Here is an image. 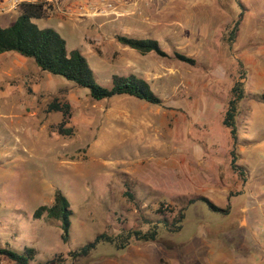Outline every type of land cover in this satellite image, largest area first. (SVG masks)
I'll list each match as a JSON object with an SVG mask.
<instances>
[{
	"label": "rangeland",
	"instance_id": "obj_1",
	"mask_svg": "<svg viewBox=\"0 0 264 264\" xmlns=\"http://www.w3.org/2000/svg\"><path fill=\"white\" fill-rule=\"evenodd\" d=\"M114 2L119 15L75 17L58 10L54 15L62 18L60 24L53 19L36 22L58 30L69 50L80 49L99 83L110 85L114 73H134L151 84L164 105L131 95L94 100L87 88L43 71L32 59L16 52L0 54L2 241L18 250L25 244L35 247L38 253L31 264L56 255L70 264H190L223 246L221 234L238 230L235 220L244 215L246 205L251 215H260L249 226L253 238L246 244L251 257L260 260L264 100L257 95L264 94V0ZM241 12L230 46L227 33ZM16 18L0 15V25ZM118 33L157 39L165 54L123 45L115 37ZM176 53L197 62L184 61ZM239 60L247 70L248 97L237 116L234 144L223 118L239 76ZM54 97L71 102L68 125L73 135L51 128L62 119L60 112H46ZM233 149L239 153L240 169L248 170L246 181L231 166ZM57 188L69 197L73 210L68 241L60 221L33 218L38 206L54 201ZM132 189L138 205L125 193ZM200 195L220 207L234 205V219L199 200L188 208L179 232L162 230L157 241H136L125 249L101 242L88 255L69 257L70 250L100 232H116L122 224L139 227L140 207L147 209L148 203L178 205ZM251 200L257 201L251 205ZM0 264L15 262L0 258Z\"/></svg>",
	"mask_w": 264,
	"mask_h": 264
},
{
	"label": "trees",
	"instance_id": "obj_2",
	"mask_svg": "<svg viewBox=\"0 0 264 264\" xmlns=\"http://www.w3.org/2000/svg\"><path fill=\"white\" fill-rule=\"evenodd\" d=\"M21 11L17 18L7 26L0 25V54L16 52L26 58L32 59L43 71L60 75L72 81L77 87L87 88L94 100H105L122 95H131L152 105H164V98L156 93L151 84L143 77L134 73H114L110 85L99 83L95 77V71L90 64L88 57L78 48L68 49L67 40L53 27H40L36 20L46 19L53 11V6L45 2L23 1L20 4ZM243 12L234 21L233 26L228 30L227 40L232 46L236 40L237 33L243 18ZM116 39L123 45L136 49L141 53L156 52L165 54L159 40L150 37H136L127 34H116ZM176 55L187 62L196 64V60L182 53ZM239 76L230 89V97L227 109L223 118V125L229 129L234 144L238 141L237 116L240 113L242 101L248 97L245 88L247 70L243 61L239 60ZM264 100V94L257 95ZM46 112H60L62 119L51 128L61 135H73L74 128L69 126L72 116V105L67 99L54 97L47 105ZM231 166L239 174L247 178V168L240 169L237 163L239 153L231 151ZM126 195L136 205L139 204L135 190H127ZM199 200H203L211 209L229 212V207H220L210 202L206 197L194 196L172 205L165 200L148 203L149 208L140 207V226L133 227L122 224L116 232L103 231L85 244L74 247L69 252L71 260L80 256L88 255L99 243L107 242L117 249H125L136 241L154 242L160 237L162 230L179 232L187 217L188 208ZM1 206V203H0ZM71 201L60 189L55 191L54 201L51 204H42L33 212L34 219L47 216L49 219L58 220L63 228L62 237L65 241L70 238L72 226ZM121 220V218H120ZM22 250L12 247L8 242H3L0 237V258H7L15 264H31L37 256V249L25 244ZM40 264H70L61 256L56 255Z\"/></svg>",
	"mask_w": 264,
	"mask_h": 264
},
{
	"label": "crops",
	"instance_id": "obj_3",
	"mask_svg": "<svg viewBox=\"0 0 264 264\" xmlns=\"http://www.w3.org/2000/svg\"><path fill=\"white\" fill-rule=\"evenodd\" d=\"M82 1V0H81ZM114 1V0H112ZM12 2H15V0H0V5L6 3V5H10ZM70 2V1H69ZM56 7H53V11L50 13V16L46 19L48 20H54L55 24H60L62 18L60 16H58V14H56V16L54 15V12H59L57 10ZM21 11V8L19 6V8L17 10H10V11H5L6 13L4 14V12L0 11V15H9V14H17V16L19 15ZM3 14H2V13ZM10 12V13H9ZM14 21V20H13ZM12 21V22H13ZM4 26V25H2ZM66 29V26H64ZM69 28V27H68ZM72 29V28H69ZM68 30V29H67ZM69 32V31H68ZM251 191V190H249ZM251 197H254L253 195ZM257 200H251L249 201V203H251V205H253L254 203H256ZM229 207V212L228 213H223V215L225 216V218H227L228 216H230V214L232 213L233 207L234 205H227L225 208ZM1 209V206H0ZM243 209V214L244 215H240L237 220H235V223L238 225V230L234 233H230V232H224L221 235H223L221 237L220 243H222V245L224 246H219V248L217 249H213L212 253L210 254H203L200 257L196 258V262H192L190 264H202L201 262H203V264H264V254H262L260 256V260H257L255 258H252L250 255V248H247L246 244H248L250 242V240L253 238V234L250 233L249 231V226L250 224L257 218H259L260 215H257L256 213H252V215L250 214L251 209L248 208L246 205H244L242 207ZM233 214V213H232ZM231 214V221L234 219V216ZM243 244V247H242ZM242 255H247L246 258L244 260H239L241 258ZM204 258V260L202 261V259Z\"/></svg>",
	"mask_w": 264,
	"mask_h": 264
},
{
	"label": "built area",
	"instance_id": "obj_4",
	"mask_svg": "<svg viewBox=\"0 0 264 264\" xmlns=\"http://www.w3.org/2000/svg\"><path fill=\"white\" fill-rule=\"evenodd\" d=\"M23 1L45 2L64 12V14L75 17L120 14L115 2L112 0H82L72 3H69V0H15L10 5L1 4L0 11L17 10Z\"/></svg>",
	"mask_w": 264,
	"mask_h": 264
}]
</instances>
